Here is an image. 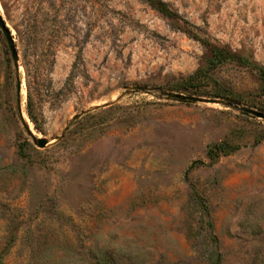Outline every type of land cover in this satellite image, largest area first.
Masks as SVG:
<instances>
[{"label":"rangeland","instance_id":"374dc122","mask_svg":"<svg viewBox=\"0 0 264 264\" xmlns=\"http://www.w3.org/2000/svg\"><path fill=\"white\" fill-rule=\"evenodd\" d=\"M163 1L0 0V264H264V0Z\"/></svg>","mask_w":264,"mask_h":264},{"label":"water","instance_id":"95a60500","mask_svg":"<svg viewBox=\"0 0 264 264\" xmlns=\"http://www.w3.org/2000/svg\"><path fill=\"white\" fill-rule=\"evenodd\" d=\"M0 29L2 30L6 41H7V45L8 48L10 50V54L12 56L13 59V63H14V67H15V71L17 73V91H18V100H17V104H18V111L21 117V122L23 127L26 129L27 133L29 134V136L31 137L33 143L40 147V148H44L47 145H49L53 140H49L46 137H41L38 136L37 134H35L28 122L24 119L23 117V113H22V108H21V79H20V57H19V52L17 49V46L15 44L14 38L12 36V32L9 29V27L7 26V23L5 22L4 18L2 17L1 13H0ZM135 89L137 90H142L143 87L142 86H136ZM169 96H171L174 99L180 100V101H193V102H197V101H210V102H215L217 101L216 99H205V98H201L199 96H194V95H184V94H178V93H169ZM247 112L252 113L254 116L259 117V118H263L264 119V112L262 111H258V110H254V109H246ZM79 117V115H76L73 117V120L77 119ZM67 130V128L65 129V131ZM64 137V133H62L61 135L57 136L54 138V140L56 141H60L62 138Z\"/></svg>","mask_w":264,"mask_h":264},{"label":"trees","instance_id":"16d2710c","mask_svg":"<svg viewBox=\"0 0 264 264\" xmlns=\"http://www.w3.org/2000/svg\"><path fill=\"white\" fill-rule=\"evenodd\" d=\"M149 5H151L153 8H155L157 11H159L163 16L166 18L172 19L173 21H179L180 17L178 14L173 11L165 1L163 0H145ZM179 28L183 30L185 33H187L189 36L193 37L194 39L201 42L203 46H205L210 52H211V58L209 61L211 68H216L222 63L229 62V61H236L243 65H254L249 60H247L245 57L240 56L236 52L232 51L231 49L227 47H222L214 44L212 41H210L207 38H203L201 36L196 35L193 33L189 28L183 26L182 24H179ZM262 77L264 78V70L261 68H258ZM195 77V76H193ZM193 77H190L189 80H192ZM32 104L29 101L28 102V113L31 116L32 119H34L33 111H32ZM225 146L223 144L218 145L216 147V150L224 151ZM215 153L213 150H211V153ZM219 153V152H218ZM217 156V154H215Z\"/></svg>","mask_w":264,"mask_h":264}]
</instances>
